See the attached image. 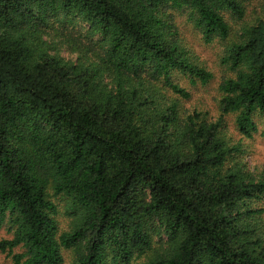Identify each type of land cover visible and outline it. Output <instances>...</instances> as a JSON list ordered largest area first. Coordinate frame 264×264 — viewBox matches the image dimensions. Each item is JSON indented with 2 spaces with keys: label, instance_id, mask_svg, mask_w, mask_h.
<instances>
[{
  "label": "trees",
  "instance_id": "1",
  "mask_svg": "<svg viewBox=\"0 0 264 264\" xmlns=\"http://www.w3.org/2000/svg\"><path fill=\"white\" fill-rule=\"evenodd\" d=\"M252 1L0 0V253L264 264V174L223 124L233 115L250 139L264 122V0L245 21ZM175 13L223 44L217 119L184 105L182 82L213 75Z\"/></svg>",
  "mask_w": 264,
  "mask_h": 264
},
{
  "label": "rangeland",
  "instance_id": "2",
  "mask_svg": "<svg viewBox=\"0 0 264 264\" xmlns=\"http://www.w3.org/2000/svg\"><path fill=\"white\" fill-rule=\"evenodd\" d=\"M254 5H257V3L255 4L253 0L252 6L250 5L251 7L246 11L245 21H249L255 15ZM174 20L179 28L181 39L196 55L199 62L213 75L212 80L205 86L198 85L193 87L188 82H182L183 86L191 94L190 99L185 101L184 105L189 110L195 109L207 112L210 117L217 119L220 114L218 110V86L223 79L230 76V72L220 63L223 54V44L218 40L206 44L202 39L201 33L181 14L175 13ZM223 124L226 136L232 138L234 142L241 141L242 153L239 155V159L255 174H264V122L260 119L257 120L258 131L250 139L243 138L238 133L233 115L224 116ZM255 207L264 208V199L255 204ZM262 220L264 221V215ZM64 222L66 224L65 219ZM10 237L6 228H0V240L9 239ZM16 252L18 253V251ZM65 254L66 264H70L71 256L69 253ZM143 260L144 258H140L134 264H139ZM0 264H12V260L7 254L0 253Z\"/></svg>",
  "mask_w": 264,
  "mask_h": 264
}]
</instances>
